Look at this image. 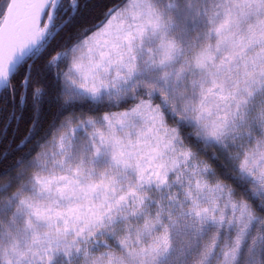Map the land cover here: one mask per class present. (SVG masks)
Returning a JSON list of instances; mask_svg holds the SVG:
<instances>
[{
    "label": "snow or ice",
    "instance_id": "obj_1",
    "mask_svg": "<svg viewBox=\"0 0 264 264\" xmlns=\"http://www.w3.org/2000/svg\"><path fill=\"white\" fill-rule=\"evenodd\" d=\"M0 264H264V0H0Z\"/></svg>",
    "mask_w": 264,
    "mask_h": 264
},
{
    "label": "trees",
    "instance_id": "obj_2",
    "mask_svg": "<svg viewBox=\"0 0 264 264\" xmlns=\"http://www.w3.org/2000/svg\"><path fill=\"white\" fill-rule=\"evenodd\" d=\"M105 0H98V3L103 4ZM86 22H91V18H86Z\"/></svg>",
    "mask_w": 264,
    "mask_h": 264
}]
</instances>
